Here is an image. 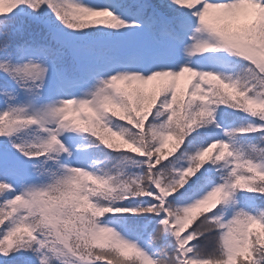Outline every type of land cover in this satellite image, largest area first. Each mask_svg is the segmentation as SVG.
Masks as SVG:
<instances>
[{
    "label": "snow or ice",
    "instance_id": "obj_1",
    "mask_svg": "<svg viewBox=\"0 0 264 264\" xmlns=\"http://www.w3.org/2000/svg\"><path fill=\"white\" fill-rule=\"evenodd\" d=\"M0 264H264V0H0Z\"/></svg>",
    "mask_w": 264,
    "mask_h": 264
}]
</instances>
